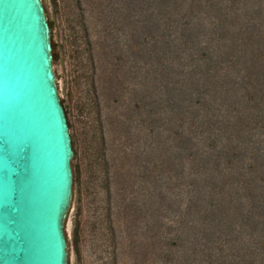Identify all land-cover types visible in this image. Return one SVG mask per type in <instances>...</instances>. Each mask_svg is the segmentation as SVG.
Returning <instances> with one entry per match:
<instances>
[{
	"label": "trees",
	"instance_id": "obj_1",
	"mask_svg": "<svg viewBox=\"0 0 264 264\" xmlns=\"http://www.w3.org/2000/svg\"><path fill=\"white\" fill-rule=\"evenodd\" d=\"M126 8L132 85L123 109L109 102L123 92L122 51L111 52L108 82L92 53L73 73L78 89L87 85L77 109L104 195L96 220L113 235L124 214L138 264L153 206L150 248L157 237L162 264H264V0H127ZM106 127L118 143L111 150ZM117 184L124 195L113 215Z\"/></svg>",
	"mask_w": 264,
	"mask_h": 264
},
{
	"label": "water",
	"instance_id": "obj_2",
	"mask_svg": "<svg viewBox=\"0 0 264 264\" xmlns=\"http://www.w3.org/2000/svg\"><path fill=\"white\" fill-rule=\"evenodd\" d=\"M74 151L42 0H0V264H69Z\"/></svg>",
	"mask_w": 264,
	"mask_h": 264
},
{
	"label": "rangeland",
	"instance_id": "obj_3",
	"mask_svg": "<svg viewBox=\"0 0 264 264\" xmlns=\"http://www.w3.org/2000/svg\"><path fill=\"white\" fill-rule=\"evenodd\" d=\"M42 1L48 20L54 22L59 54L58 59L53 61L56 84L60 99L64 100L63 107L74 151L71 160L72 205L64 228L68 242V262L69 264H138L134 259L135 255L130 243V237L134 231L128 228L124 214L114 224L113 235L105 231L102 227L104 224L96 220V206L104 199V195L99 193L90 169V157L86 150L88 119L85 113L77 109V105L83 100L81 87L85 90L87 85L84 83L78 89L73 81L74 70L81 61L85 63L88 54L92 53L97 74L104 72L108 82V76L115 67L113 66L115 62L113 50L122 51L125 62L121 66L119 79L123 82L121 85L123 92L119 93L120 97L117 101L110 100L109 102L112 106L118 105L120 106L118 109H123L128 101V94L124 92V88H130L132 85L128 80L131 63L126 61L129 44V28L126 19L127 0H80L79 9L75 6L76 0ZM82 20L88 37H85ZM118 27L120 29H117ZM87 42L91 43L90 53L86 51ZM96 84L100 103L105 104V96L100 94L103 91L102 84L99 81ZM110 112V109H104V114ZM113 113L115 111H112ZM106 130L107 146L111 150V146L116 148L118 143L113 139V130L110 127H106ZM110 150L109 154H111ZM120 186L119 184L114 185L111 193L113 215L116 212V204L122 202L124 195ZM154 209L153 206L148 211L145 221H142L144 227L140 238L146 244V251L140 264H162L158 259L157 237L153 239L156 245L150 248L149 226L151 221L156 220V213L152 214ZM146 224L149 225L145 226ZM152 234L156 235L155 227Z\"/></svg>",
	"mask_w": 264,
	"mask_h": 264
}]
</instances>
